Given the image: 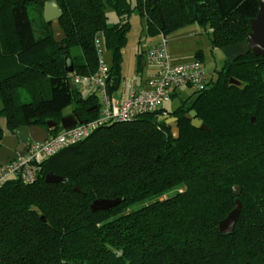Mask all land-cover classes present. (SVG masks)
<instances>
[{"label":"trees","instance_id":"obj_1","mask_svg":"<svg viewBox=\"0 0 264 264\" xmlns=\"http://www.w3.org/2000/svg\"><path fill=\"white\" fill-rule=\"evenodd\" d=\"M45 1L0 0V140L5 128L47 127L74 113L96 118L98 98L71 83L65 58L70 55L73 72L95 73L100 36L112 54L109 91L122 90L134 10L146 18L151 38L198 23L209 28L212 49H221L247 39L259 9V0H56L66 33L59 47L52 23L43 19ZM33 7L41 16L39 37ZM108 7L118 17L113 25ZM75 47L81 53L73 54ZM144 57L142 49L138 73ZM195 59L203 63V51ZM215 72L191 102L173 110L163 106L178 118L177 136L159 119L162 110L143 113L62 149L41 164L33 183L9 179L0 188V264H264V56L249 51L225 59ZM191 110L208 129L192 125L186 117ZM49 172L67 182H47ZM163 194L168 196L136 206ZM98 198L121 201L92 211ZM236 199L239 217L223 234L219 223Z\"/></svg>","mask_w":264,"mask_h":264},{"label":"built area","instance_id":"obj_2","mask_svg":"<svg viewBox=\"0 0 264 264\" xmlns=\"http://www.w3.org/2000/svg\"><path fill=\"white\" fill-rule=\"evenodd\" d=\"M95 45L98 54V68L93 74L70 75L71 83L80 90L94 94L99 100L97 116L83 120L58 133H49L42 141L27 143L23 154L15 159L0 164V188L11 178L18 177L24 183H33L40 172L41 164L62 149L76 144L90 136L95 130L109 123L128 122L147 112L163 110L164 102L169 101L173 91L182 85H191L203 89L207 81V71L203 63L193 60L185 63H174L168 51V39H160L145 48V58L154 71L141 83L131 80L125 89L117 93L109 91L110 66L104 58L103 42L96 37Z\"/></svg>","mask_w":264,"mask_h":264},{"label":"water","instance_id":"obj_3","mask_svg":"<svg viewBox=\"0 0 264 264\" xmlns=\"http://www.w3.org/2000/svg\"><path fill=\"white\" fill-rule=\"evenodd\" d=\"M62 10L60 9L56 0H46L43 7V18L46 22L52 23V31L54 40L62 47V41L66 37L64 29L60 26V17ZM251 30L248 33L247 39L237 44L229 45L221 48L222 53L229 61H235L239 57L252 51L256 56H264V0H259V9L255 17L251 18ZM66 70L69 73L74 71L73 62L70 55L65 58ZM4 109V103L0 99V111ZM96 109V107H94ZM186 117L191 120L193 126L202 129H208V126L197 117L196 112L191 110ZM160 120H164L172 127L175 136L179 134L177 125V117L165 114L159 116ZM252 117V121H254ZM83 122L81 116L77 113L63 116L59 122L48 121L47 127L40 125H22L16 127L12 132L7 130L0 140V164L6 163L15 159L18 155L23 154L27 143L33 141H42L49 135V130L60 126L62 128H69L78 123ZM45 180L50 183L67 182L66 177L47 173ZM235 194H240V187L234 186ZM121 199H95L91 203V210L96 211L100 209H112L117 205ZM242 204L239 199H236L235 208L220 221L219 228L223 234L230 233L234 230L235 224L240 214ZM33 210L40 215L43 222H47L46 216L38 207H33Z\"/></svg>","mask_w":264,"mask_h":264},{"label":"rangeland","instance_id":"obj_4","mask_svg":"<svg viewBox=\"0 0 264 264\" xmlns=\"http://www.w3.org/2000/svg\"><path fill=\"white\" fill-rule=\"evenodd\" d=\"M108 15V21L110 25L115 24L118 21L117 14L115 10L111 7H108L106 10ZM30 14L34 19V28L35 34L39 37L42 34V21L41 16L38 13V10L33 7L30 8ZM44 19V18H43ZM130 29L128 32L127 44L123 48L122 56V70H121V89L124 88L127 80L131 78H137L139 73H137V56L141 50L142 45H147L149 42V36L147 31V22L146 18L140 14L138 10H134L130 17ZM209 28H205L203 25L198 23L188 24L183 27L178 28L177 30L166 35L168 39V51L170 54V59L172 62H189L193 61L196 58V53L201 50L203 51L204 59L203 64L207 71V78H215L216 70L220 69L223 66L225 61L224 54L221 49H212L209 37ZM159 37V36H157ZM157 37H152L150 40H154ZM73 54L77 55L81 53L80 49L75 47L71 51ZM104 58L107 61L108 65H112V54L111 52L103 45ZM144 57V61H145ZM144 67H149V64L146 62ZM83 95H90L85 90H81ZM177 94L173 95L169 101L164 102V108L173 110L178 105L182 103L183 100H189L191 102L195 98L196 89L190 85L179 86L176 90ZM76 108V103L69 105L64 111L70 113L73 109ZM3 120H1V123ZM4 126V124L2 123ZM7 129L5 128V132ZM182 187H178L175 190H182ZM168 195L163 194L156 198L144 201L136 206L146 205L157 199H164Z\"/></svg>","mask_w":264,"mask_h":264},{"label":"crops","instance_id":"obj_5","mask_svg":"<svg viewBox=\"0 0 264 264\" xmlns=\"http://www.w3.org/2000/svg\"><path fill=\"white\" fill-rule=\"evenodd\" d=\"M160 37H161V35H160L159 37L155 38L154 40H150L151 37H149V42H148L147 45H145V46H143V44H141V42H140V45H142L141 50H142V49H145L147 46H149V45H151V44H153V43H156V42L160 39ZM224 58L226 59L225 56H224ZM193 60H195V59H193ZM189 62H190V61H189ZM174 63H176V62H174ZM180 63H185V62H180ZM144 64H145V63H144ZM136 69H137V68H136ZM136 71H137V70H136ZM153 71H154L153 67H151V66H149L148 68L145 67L144 70H143V72L138 74L139 76H138L137 78H131L130 80H127V81H126V84L128 85V83H129L131 80H136V81H138L139 83H141V81H142L146 76H148V75H150L151 73H153ZM137 73H138V72H137ZM127 85H125L124 88H122V90L125 89ZM2 123L4 124V122H2Z\"/></svg>","mask_w":264,"mask_h":264},{"label":"flooded vegetation","instance_id":"obj_6","mask_svg":"<svg viewBox=\"0 0 264 264\" xmlns=\"http://www.w3.org/2000/svg\"><path fill=\"white\" fill-rule=\"evenodd\" d=\"M12 132V131H11Z\"/></svg>","mask_w":264,"mask_h":264}]
</instances>
